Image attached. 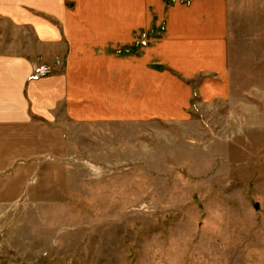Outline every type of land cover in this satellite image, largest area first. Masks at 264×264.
<instances>
[{
    "label": "rangeland",
    "instance_id": "1",
    "mask_svg": "<svg viewBox=\"0 0 264 264\" xmlns=\"http://www.w3.org/2000/svg\"><path fill=\"white\" fill-rule=\"evenodd\" d=\"M229 1V98L181 121L0 124V264H264V0ZM42 60L30 79L63 66Z\"/></svg>",
    "mask_w": 264,
    "mask_h": 264
},
{
    "label": "crops",
    "instance_id": "2",
    "mask_svg": "<svg viewBox=\"0 0 264 264\" xmlns=\"http://www.w3.org/2000/svg\"><path fill=\"white\" fill-rule=\"evenodd\" d=\"M229 2L0 0V124L181 121L229 98ZM38 58L63 66L30 79Z\"/></svg>",
    "mask_w": 264,
    "mask_h": 264
},
{
    "label": "built area",
    "instance_id": "3",
    "mask_svg": "<svg viewBox=\"0 0 264 264\" xmlns=\"http://www.w3.org/2000/svg\"><path fill=\"white\" fill-rule=\"evenodd\" d=\"M43 67H44V68H49V67H48V66H46V65H43ZM40 73H41V72H40ZM47 74H48V72H47ZM40 75H41V74H40Z\"/></svg>",
    "mask_w": 264,
    "mask_h": 264
},
{
    "label": "water",
    "instance_id": "4",
    "mask_svg": "<svg viewBox=\"0 0 264 264\" xmlns=\"http://www.w3.org/2000/svg\"><path fill=\"white\" fill-rule=\"evenodd\" d=\"M254 207H255V208H258V204H257V203H255Z\"/></svg>",
    "mask_w": 264,
    "mask_h": 264
}]
</instances>
